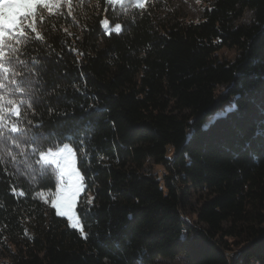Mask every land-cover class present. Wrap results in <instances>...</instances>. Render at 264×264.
I'll use <instances>...</instances> for the list:
<instances>
[{
    "label": "trees",
    "instance_id": "16d2710c",
    "mask_svg": "<svg viewBox=\"0 0 264 264\" xmlns=\"http://www.w3.org/2000/svg\"><path fill=\"white\" fill-rule=\"evenodd\" d=\"M170 3L149 0L142 15L129 7L117 16L105 0H83L76 21H51L50 49L30 46L44 57L33 107L45 131L88 125L77 156L89 153L94 183L82 197L94 198L96 214L81 217L85 239L35 195L54 188L6 165L0 264H136L142 254V264L179 254L189 264H264V147L253 138L264 127V0H212L197 22ZM246 10L252 19L241 23ZM105 16L120 33L98 24ZM224 47L237 51L234 60L218 54ZM240 93L239 111L205 130ZM191 189L206 193L196 220L187 214Z\"/></svg>",
    "mask_w": 264,
    "mask_h": 264
},
{
    "label": "snow or ice",
    "instance_id": "6c2138e0",
    "mask_svg": "<svg viewBox=\"0 0 264 264\" xmlns=\"http://www.w3.org/2000/svg\"><path fill=\"white\" fill-rule=\"evenodd\" d=\"M82 4L83 0H75V3L74 0H0V171L11 176L13 173L8 171L6 165L10 164L17 170L23 168L25 171L22 174L26 179L33 176L42 181L45 187L50 185L54 188L47 195L44 191H37L35 195L50 203L55 209V216L66 218L70 228L78 230L87 239L81 217L86 220L96 213L93 211L94 198L82 197V194L94 180L87 163L89 153L84 151L78 159L77 151L85 148V139H90L84 135L88 125L83 126L84 132L80 126L61 131L62 125L45 131L48 122L33 107L34 103L39 102L38 92L43 87L35 68L42 67L40 60L44 57L30 55V52L39 51L30 47L33 43L50 49L52 46L47 43L45 32L51 36L56 31V24L51 21H76L74 13L82 8ZM105 4L107 7L104 11L109 14L118 16L120 10L127 13L129 7H134L141 10L142 15L149 0H127V4L125 0H105ZM98 24L103 25L108 35L122 30L120 23L110 21L106 16L98 19ZM60 31L68 37L72 35L67 28ZM232 87H235V82L230 85V90ZM242 98L243 93H240L227 107L219 110L215 114L216 120L205 125V130L218 120L237 113V100ZM48 114H53L51 107ZM194 134L193 130L189 139ZM253 138L264 147V127L254 130ZM82 168L89 173L87 179ZM10 192L17 199L26 195L22 187L18 189L11 182ZM142 260L143 254L138 256L136 264H142Z\"/></svg>",
    "mask_w": 264,
    "mask_h": 264
},
{
    "label": "rangeland",
    "instance_id": "374dc122",
    "mask_svg": "<svg viewBox=\"0 0 264 264\" xmlns=\"http://www.w3.org/2000/svg\"><path fill=\"white\" fill-rule=\"evenodd\" d=\"M212 0H170V9L177 13L181 18L187 21H199L202 19L204 15V11L208 5H210ZM252 12L250 10H246L243 18L240 19L239 22L247 23L252 19ZM218 54L222 58H227L229 60H234L237 55V51L235 49H231L228 47L222 48ZM223 88V87H220ZM233 100L229 103L225 104L223 108L227 107ZM222 108V109H223ZM184 117L190 118L191 112L186 111L183 113ZM216 117L215 114L209 116L206 120L205 125L209 123V121L213 120ZM155 172L162 175L164 168L162 166H154ZM49 192L45 193L47 195ZM83 195V194H82ZM202 197H206V193L202 190H195L191 189L190 194L188 195V210L187 214L189 219L196 220L197 215L193 210L200 205V200ZM50 204V203H49ZM5 261L4 258L0 256V263ZM151 264H189L187 258L183 254H179L175 257H158L153 263Z\"/></svg>",
    "mask_w": 264,
    "mask_h": 264
}]
</instances>
